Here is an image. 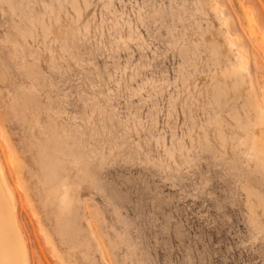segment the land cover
Returning <instances> with one entry per match:
<instances>
[{"label":"rangeland","instance_id":"1","mask_svg":"<svg viewBox=\"0 0 264 264\" xmlns=\"http://www.w3.org/2000/svg\"><path fill=\"white\" fill-rule=\"evenodd\" d=\"M257 107L264 0H0L29 264H264V156L240 144Z\"/></svg>","mask_w":264,"mask_h":264},{"label":"bare ground","instance_id":"2","mask_svg":"<svg viewBox=\"0 0 264 264\" xmlns=\"http://www.w3.org/2000/svg\"><path fill=\"white\" fill-rule=\"evenodd\" d=\"M214 10L218 11V5H214ZM255 20L253 17L248 19V26L251 33H256ZM229 46L235 47V42L229 40ZM246 69L243 55L238 51L235 56V65L232 66V74L236 78V90L241 93V87L246 84V75L242 70ZM259 107V106H258ZM257 107L259 112V120L254 123L246 136L240 140V144H249L251 136L250 148L254 152L257 159L264 156V107ZM241 122L236 125L234 133L238 132ZM8 149H11L10 140L6 139ZM0 155V264H29V255L27 247L24 244V231L20 221V211L17 206V192L10 179L8 166ZM15 163V158H12ZM64 186V183L62 184ZM74 198V190L65 189V196L61 202L63 209L69 207Z\"/></svg>","mask_w":264,"mask_h":264}]
</instances>
